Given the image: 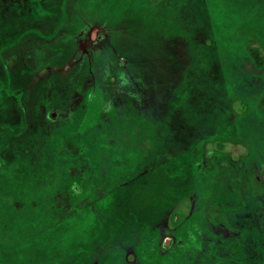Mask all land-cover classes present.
Masks as SVG:
<instances>
[{
    "label": "rangeland",
    "instance_id": "1",
    "mask_svg": "<svg viewBox=\"0 0 264 264\" xmlns=\"http://www.w3.org/2000/svg\"><path fill=\"white\" fill-rule=\"evenodd\" d=\"M252 48L264 0H0V264H264Z\"/></svg>",
    "mask_w": 264,
    "mask_h": 264
},
{
    "label": "flooded vegetation",
    "instance_id": "2",
    "mask_svg": "<svg viewBox=\"0 0 264 264\" xmlns=\"http://www.w3.org/2000/svg\"><path fill=\"white\" fill-rule=\"evenodd\" d=\"M101 2V1H100ZM88 12V11H87ZM78 21H79V26H84L81 30H78V31H76V38L74 39V38H70V43H71V46H73L74 47V44H75V47L77 48V49H79V51L83 54V55H85L86 56V59H87V64L89 65L90 63H91V61H90V58H89V50L87 49V48H85L84 46H85V43H84V35H89V32H88V30L90 29V22L89 21H87L85 18L83 19V18H80V19H78ZM63 28H65V29H67V27H63ZM63 32H64V30L62 29V31H61V37H60V42L61 43H64V44H66V45H70V44H68V43H66V42H64L63 41V39H62V37H63ZM99 34V33H98ZM73 41H74V44H73ZM73 44V45H72ZM89 72V71H88ZM87 72V73H88ZM93 82V81H92ZM91 84V83H90ZM95 89H94V83H92L91 84V92H89V94L87 95V97H89V96H91L92 95V93H93V91H94ZM107 106H109V103L107 104H104V106H103V109H101V111H100V114H101V117H105L104 116V109L107 107Z\"/></svg>",
    "mask_w": 264,
    "mask_h": 264
},
{
    "label": "trees",
    "instance_id": "3",
    "mask_svg": "<svg viewBox=\"0 0 264 264\" xmlns=\"http://www.w3.org/2000/svg\"><path fill=\"white\" fill-rule=\"evenodd\" d=\"M251 57L253 58V62L254 64L257 66V67H262L263 64H264V59L259 55V52H258V49L256 48H252L251 49ZM262 104L264 105V100L262 102ZM222 208H220L218 210V214H221L222 212ZM208 212V211H206ZM206 215L208 216V218H210V214L209 213H206ZM236 245L233 246L232 248V253L235 254L236 253Z\"/></svg>",
    "mask_w": 264,
    "mask_h": 264
},
{
    "label": "snow or ice",
    "instance_id": "4",
    "mask_svg": "<svg viewBox=\"0 0 264 264\" xmlns=\"http://www.w3.org/2000/svg\"><path fill=\"white\" fill-rule=\"evenodd\" d=\"M55 117H53V119H54Z\"/></svg>",
    "mask_w": 264,
    "mask_h": 264
}]
</instances>
